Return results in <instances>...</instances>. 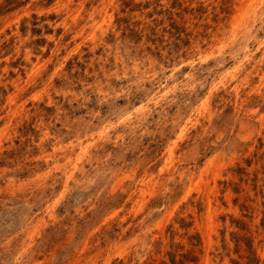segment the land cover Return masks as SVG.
I'll list each match as a JSON object with an SVG mask.
<instances>
[{"label": "rangeland", "instance_id": "1", "mask_svg": "<svg viewBox=\"0 0 264 264\" xmlns=\"http://www.w3.org/2000/svg\"><path fill=\"white\" fill-rule=\"evenodd\" d=\"M0 264H264V0H0Z\"/></svg>", "mask_w": 264, "mask_h": 264}]
</instances>
